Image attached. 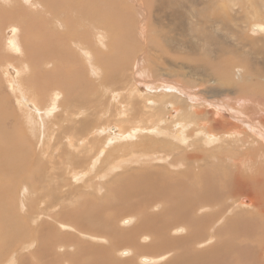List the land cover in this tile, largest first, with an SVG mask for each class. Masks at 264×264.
<instances>
[{"label":"rangeland","instance_id":"rangeland-1","mask_svg":"<svg viewBox=\"0 0 264 264\" xmlns=\"http://www.w3.org/2000/svg\"><path fill=\"white\" fill-rule=\"evenodd\" d=\"M36 1L35 0H0V36L2 35L1 39L4 37L5 34H8L9 31L13 27L23 26L24 29H26V27L28 26L29 23L31 24V22L35 21V29L36 30L34 29L33 32H37V34L35 33L36 38H35V36H33L34 34L32 31H30V33H29L28 32L29 30L26 29L23 32V33L27 32L28 34H25V35H28L29 37L33 36L32 42H35L36 44H39V43L45 44V42H42V41H44V36H47L48 33H50V36L53 39H57V38L61 39V40L62 39H68L69 42L67 41L66 43L69 45V43L72 44L71 40H73L72 39L73 35L74 36L75 35H81V33H82L84 36H86L87 32L94 31L95 30L94 27L97 28V25L100 24V21H101V24L104 21L103 25H98V26H101V28L98 27L97 30H95V32L97 31L98 33L94 34V32H92V34H94V35H91V36H95L96 34H100V32H99L100 30H102L101 32L104 33L103 28H105V32H106L107 36L105 34L104 35L107 37L106 41L108 40L106 43L109 44L110 40L112 38L116 37V40L120 41V43L123 42V44L120 46L119 51L116 50L115 46L113 48L110 46H107L108 44L106 46L101 47V49H103L104 52H98L97 53V51L93 50L94 54L92 55V58L94 57L93 59H95L94 63L97 65L95 67H96L98 72L95 70V67H93V66H90V68H88V67L86 68L84 66V63L82 61H80V59L78 58V52L79 51H77V49H75V48H71L72 46L69 47L66 45V49L70 48L69 51H71V57L73 58V60H72L73 63H72V61H70L68 63H63L61 61V59L58 57L59 59H55V64H53V66H55V67L52 66V68L56 69L55 72H57V69H60L62 67L60 69L62 74L60 72H58V75L61 76V78H62L65 74V79H62V81L58 85L51 86V87L48 86L49 89L46 91L48 94L44 93L43 97H41V93L43 90H40L41 92L38 91L37 98L43 106H44V104L46 105L47 103L50 102L51 98L49 96L51 95V91H53L52 92L53 95H51V97L54 96V94H55V99H56V102L58 103L57 105L59 106V109L55 110L56 113L54 114L53 117L59 116L61 118L60 120H62V123L64 124L63 125L64 128H69V127L75 128V125L77 123H74V121H76V120L81 121L84 119L87 120V123H89V125H90L89 136H91V134H93V136L96 139L95 141H93L91 143L90 142L91 137L88 136V138H89L88 142L90 144L89 146H93V150L90 151V147L85 148L86 146L83 145L82 141H78V143H76V144L78 145V148H81V146L83 145L81 148V149H83V151L89 150L91 152L93 159H94V162L89 161L90 162V163L88 162L89 164L95 163L96 157H99L100 152L98 150L100 148L104 149L105 153H102L100 159L97 158L98 159V165L96 168L90 169L89 166H87L88 164H85V163L81 164V165H74V166L70 167V169H69L70 172L76 171V174L77 173L81 174V172H87L85 174L86 176L79 179V180L75 179L76 177L74 174L69 173V171H67V169H68L67 165L69 164L68 162L70 161L69 156L71 154H76L78 151H77V149L74 151V149L77 148V145H73L71 147L70 143H68V141L65 140L66 138L63 139L61 149L53 144V142H55L54 140H53V142L49 143L50 145L49 144L46 145L48 142V139L44 138L46 141L44 140V143H43L44 145L41 147V149L43 150L46 147L45 151L46 150H51L52 152L54 151L53 152L55 154L54 157L45 156L43 154L41 156L38 155V157H40L38 159L37 155H35V158H32L30 155H27L25 167H27L29 179L23 181V183L20 182V183L12 185V186H15V194H14L13 198H9V201L15 199L14 200L16 203L15 209L17 211L21 210L20 204H23L25 202V200H26L27 205L30 204L29 201L31 199L34 201L33 205L30 206V207H32L31 210L28 209V206H27V211L24 209V214H26L25 218H28V220H29L28 221L29 223L26 227H29L31 229L30 230L28 228L29 233H26V235H29V236L22 237L21 238V244L17 245L20 243V241H18L17 234L14 231V229L11 230L12 234L10 232H7L9 235L7 233L5 235H2V236L0 235V245H1V243L3 244L6 242L7 245L14 246V249H16V248L18 249V250L16 249L17 251H14V252L12 251L13 253L12 252L9 253L12 264H40L41 261L39 259V256H42V258H44V259H45V257L46 258L48 257L45 260L43 259V261L45 262V264H51L52 260H50L51 258L47 255L50 254V252L53 251V249L59 253L63 252L66 249H69V251L71 249H74V248H68L70 243L68 244L67 242H69L68 238L71 236H74L77 238V241L71 243L72 245H74L75 243L80 242L82 240H86L89 242L95 241L94 243L107 245L109 241L115 240V238L117 239L118 236H120L122 233H124L126 231L133 230V226L137 224L136 218H138V217L135 216L133 218L132 216H129L126 214H121V213L109 215L111 217L109 219V225L111 227L109 230V234L107 232L108 235L106 234V235H100L99 236L102 241H96L95 239H92L91 235H88V234L81 236V237L80 236L77 237V235H74V233L79 234V232H77L78 230L75 229V228H77V229L79 228V226L76 223L75 224L73 223L72 225H71V223L68 224L71 226V228H72L71 230L70 229H63L62 230L60 223L61 222L64 223L62 220L66 221L64 218L67 219V217L69 215L68 213L70 211H72L73 207H79L81 209H84L86 207L85 205L88 202V200L95 196V194L94 195L91 194L94 191V190L91 191L94 188V186L96 187L98 184L100 185V183L101 184L103 183V186L106 189V190L104 189L106 194L103 195V196H105L108 193V187H111V185H114L115 181L119 182V183H117V186H119L118 188H120V184L122 186V183L125 185L124 187H126L130 184L132 185V183H133V185H135V184H138L139 182H141L142 180L144 181L145 180L144 177L146 179H148L149 176L147 174H143V173L138 172V170L148 167L145 163H142L143 159H141L139 161L140 163L133 162L134 160L137 159V155H138V153L133 148L135 146L137 147L138 143L142 141L143 136L145 134H147V132H148L147 128L152 127L155 124L156 120H159L162 116L164 117V119L169 118L167 120L168 122L173 117L178 120L179 114H178V112H174V110L176 108L177 109L180 108L183 110L186 108H187V110L191 108V110H188L187 112L184 111V114L186 116L190 117L193 120V122H195V119L198 120L197 122H195V124L193 123L191 126H189L187 128L188 131H190V129H192L193 125L198 126L197 130H200V129L203 130L204 127H202V126H210L211 128L215 129L219 125V123H216V121H214V120H216V118L218 116L228 118V120H231V121L235 122V124L236 123L239 124L241 126V128H244L246 132L243 131V135L245 132V134L248 135V137L250 136L249 137L250 140L248 141V138L246 137L243 140L244 142L243 141H239V142L236 141V144L237 143L238 144L235 146L233 144L231 147H229V149H232L231 151L237 150V152H239L238 158L240 160H242L240 162L244 166V167H242V169H240V174L243 177L251 178V182H253V183L250 186H254L255 185L254 183L257 182L259 179H261L260 180L261 182H259V184H260L259 187H261L262 189L264 188V159H262V157H261L262 155H264L263 154V152H264V144H263L264 143V140H263L264 134L263 135L259 134L261 136V137H259L258 133L255 132V126L253 127V124L251 123V121H257L258 120V114H260L262 111L261 109L264 108V91H263V89L261 91V87L263 86V88H264V81H263L264 79H263V76L260 75V73L259 74L254 73L255 69L253 67H251L253 65H256L257 67H259L260 62H261V65L264 66V60H263L261 54H256L253 51V44H252V40H253L252 38H260V41L257 44L261 48V51L262 50L264 51V41L262 40V38H264L263 37L264 36V34H263L264 33V31H263L264 30V26H263L264 22H261V23H263L262 24L263 28H260L259 30H257L258 32L256 30L254 31V28L252 27L253 25H259L261 27V25L257 24V23L260 21L258 19V17L261 14H263V16H264V0H159V1L158 0H85V1H83V0H77V1H75V0H72V1L71 0H55V6H53V7H47V5H48L47 0H36ZM44 2L45 3L47 2V3L45 4ZM86 2H88V3H86ZM42 3H43L44 7L41 5ZM72 3H73V7H71ZM74 3L79 8L76 7V5H74ZM250 3H252V4H250ZM67 4H68V6L71 5L70 6L71 9L69 11H71V10L73 11V12H70V14L72 15L71 18H69L68 16H64L63 20H61L60 14L58 17L59 20L51 17L54 14H56L55 16H57V11H66L69 13V11H67V9L70 7H67L66 6ZM87 4L89 6H86ZM100 4H102V5L100 6ZM221 4L222 5L226 4L225 5L226 7H223ZM90 5L93 7H91ZM94 7H95V10H94ZM42 8H43V10H42ZM46 9L49 11H46ZM31 10H33V11H31ZM256 10H258V12H259L258 15L253 20H250L249 17H253ZM75 11H76V13H74ZM101 11L103 14L100 13ZM110 11H111V13H110ZM16 12L17 13L20 12L21 14L20 13L17 14ZM112 12H114V13H112ZM9 13H10V15H9ZM4 14H5V16H4ZM33 14H34L35 18L33 17ZM97 14H100V15H97ZM20 15H21V17L19 19L18 17ZM77 16H80V17H77ZM26 18L28 20H26ZM79 18H81L82 20ZM93 18H94V21L96 23L93 22ZM99 18L101 19L100 21L98 20ZM262 19H264V18H262ZM80 21H81V23H80ZM231 21H233V22H231ZM82 22H84V23H82ZM55 23H57L58 25ZM64 23H67V24H64ZM85 23H86V26L84 25ZM232 24H233V26H232ZM79 25H81V26L79 27ZM104 25H106V26L103 27ZM37 26H42V28L47 27V28H45V30L47 29L48 32L46 33L44 31V33H42L43 30L42 29L39 30V28H37ZM10 27H11V29H10ZM5 28H6V32H4ZM136 29H137V31H136ZM7 30H8V32H7ZM75 30H77V31H75ZM40 31H41L42 35L40 34ZM79 31H81V32H79ZM261 31H263V32H261ZM38 34H39V36H38ZM199 34H202V36L204 38H206L208 41H206L203 37H200ZM23 37H24V35H23ZM17 38L21 39V37H17ZM149 38L151 40H153L152 45H150L148 43ZM179 42H180V44H179ZM58 43H60V42H58ZM126 43H128L130 46L126 47V45H125ZM141 44H143V45H141ZM152 46L154 47V50H152L153 49ZM27 49H29V47H27ZM106 51L109 53H111V51H114L110 54V56H116V55L121 53L119 64L113 65V64H110L109 62L106 63L105 62V55H106L105 52ZM64 52H65V50H64ZM65 54H67V53L65 52ZM208 54H209V56H208ZM227 54L229 57L227 56ZM67 55H69V54H67ZM82 56L87 57V55H82ZM110 56H108V59L112 63V57H110ZM239 56H240V58H239ZM101 57H103V58H101ZM13 58L11 60H8V62L3 61L0 64L1 70L4 69L3 74L8 72L7 71L8 66L11 67L14 65L15 66L21 65V63L17 60H16V63H13V62H15L13 60ZM87 58L89 59L90 56L88 55ZM222 58L223 59L225 58V59L222 60ZM238 59L241 60V63H246L243 65V67H244V70L247 74L251 73V70H252V74L246 80L247 84L243 87L244 89L242 88L241 90H238L236 93H233L232 87H231L228 80H226L225 82L222 80H215V82L204 80L207 73H211L213 76H217L220 73L226 71V69L230 68V64H231L230 62H232L231 60L238 61ZM182 60L186 61V63H189L188 64L189 66L198 65L199 67L197 70H194L191 75H188L187 77H185L183 75L184 70L183 71L177 70V69H179V64ZM103 62H104V64H103ZM58 63L61 64L62 66L57 67L56 64H58ZM74 63H75V65H74ZM213 63H215V64H213ZM223 65H225L226 67ZM261 65H260V67L263 70L262 71V73H263L264 69L262 68ZM38 68H39V66L37 65L34 69L38 70ZM98 68H101L100 69L101 71L102 70L103 71L106 70V71L101 72V73H104L101 75ZM250 68H251V70H250ZM91 70H92V72H91ZM160 70L163 72L164 76ZM108 71L110 74L113 75V77L108 73ZM117 71L119 73H117ZM154 71H158L160 73L156 74ZM42 72H44V71H42ZM94 72L96 74H94ZM106 72H107V74H106ZM152 72H153V74H152ZM165 72H167V73H165ZM171 72L173 75L171 74ZM0 73L2 74L1 71H0ZM126 73H129V74L131 73V74L129 77H123V75ZM177 73L179 75H176ZM54 74H56V73H52L51 74L52 76L51 75L50 76L55 77ZM66 74H68V75H66ZM114 74L116 75V77L114 76ZM159 74H162V75H159ZM34 75H36V74H34L32 72L31 76H34ZM103 75H104V77H103ZM68 76H70V78L72 80H76V81H74V83H72V81L69 78H67ZM98 76H99V78H98ZM105 76L107 77L106 80H105ZM117 76H118V78H117ZM149 76H151V77L149 78ZM190 76H192V77H190ZM119 77H121V78H119ZM122 77L126 78V79H131V83L125 82V84H126L125 88L126 89H123L122 87L116 88V86L119 83L120 84L118 86H121V83L123 84L124 81L122 82V80L121 81L119 80V79H123ZM152 77H154V78H152ZM181 77L183 78L184 81L182 80ZM57 78L61 79L60 77H57ZM225 78H227V77L225 76ZM78 79H82V80H78ZM180 79H181V81H180ZM251 79H253V80L251 81ZM83 80H85V81H83ZM88 80H90V81H88ZM113 80H115V81H113ZM102 81H104V82H102ZM116 81L117 82L119 81V83H117ZM206 82H208V83H206ZM154 84H156V85H154ZM59 85L61 86V88ZM145 85H148V86H145ZM77 86H79V87H77ZM136 86L143 89V91L140 92ZM167 86H168V88L166 89ZM255 87H257L258 89ZM30 88L32 90H34V92H37V90H38L37 86L34 83H29V91H30ZM79 88H81V89H79ZM130 88L137 89V91H135L136 94L139 92V95H142V93H143V96L145 97V99H142V98L140 99V96L134 95V96H132L134 99L133 102L130 103L129 102L130 100L127 101L125 99L123 101L124 97H122V96H127L130 92V90H129ZM90 89H91V91H90ZM229 89L231 90V92ZM48 91H50V92H48ZM76 91H78V92H76ZM202 91H204V92H202ZM219 92L223 93V94L220 95V94H218ZM239 92H241L242 94ZM3 93H4L3 91H0V99L4 98V95L1 96V94H3ZM97 93H98V95H97ZM160 94L163 96H161ZM45 95H47V96H45ZM152 95H154V96H152ZM155 95H157L158 97ZM7 96H11V92L9 90L7 92ZM15 96L16 95L13 93V98ZM96 96H98V97H96ZM120 96H121V98H120ZM89 97H90L91 101H90ZM161 97L166 98V102H163ZM172 97L175 99V101H174V99H172ZM70 98L72 101L70 100ZM74 98L82 99L83 104L86 107L85 114H84V116H81L77 111V115L75 114L74 117H77L78 119H74V121H71V120L69 121L65 116L67 115V109H69L68 113L71 111L70 114L73 116V112H75V111H73V109L76 110V108H72L76 104V102L73 101ZM237 98H239V99H237ZM153 99L158 100L156 104H153V102H152ZM97 100H99V101H97ZM101 100L102 101L104 100L103 103ZM244 100H246V101H244ZM242 101H243V103H242ZM247 101H249V102L244 107V104H245L244 102H247ZM69 102H70V104H69ZM176 102H177V104H176ZM236 102H238V103H236ZM17 103H18V101H16V99H15V102H13L14 107H18ZM116 103L120 104L118 107L119 110H115L116 109L115 108ZM143 103L145 105H142ZM185 103L186 104L188 103L191 107L184 106ZM63 104H66V106ZM171 104H172V107H171L172 109L169 108L171 106ZM175 104L177 105V107ZM149 105H151V106H149ZM193 105H195V106H193ZM240 105H241V107H240ZM200 106H201V108H200ZM232 106H234V107H232ZM155 107H156V109H155ZM239 107L242 109H240ZM247 107H249V108H247ZM253 107H256V108H253ZM159 109L161 112H159ZM152 110H153V112H151ZM194 110L201 111L202 114L200 116H197V115H195ZM18 111L19 110H17L16 112L19 113ZM243 111L245 112V114L239 113V112H243ZM153 113H155V114L159 113V115L158 114L152 115ZM214 113H216V114H214ZM262 113H264V110L262 111ZM63 114H64V116H63ZM20 116L24 117L22 113L20 114ZM53 117L50 115V118L46 119V121L49 120L48 122L50 123V121H52ZM16 118L17 117L14 116V117L10 118L9 120H6V119H5V121L3 120L4 128H5V123H7V122L9 123V125L12 126V123L16 122ZM199 119H201V120H199ZM23 120H24V118H22V122H23ZM146 120H147V122H146ZM148 120H149V122H148ZM206 122H207V125H206ZM175 123L176 122L171 123L172 127L175 126L174 129L172 127H170L171 130L176 131V130H182L183 129V127L181 128L180 126H178ZM200 123H201V125H199ZM203 123H205V125ZM209 123H211V124H209ZM28 125H29V123L25 122V125L24 124L22 125V130H19L18 134H20L22 132L20 134V136L24 137V138H26L27 136L30 135L29 137L26 138L27 142L30 143L32 140L35 143H37V140H39V138H43L44 133L42 130L40 131V129H30L28 127ZM36 126L39 127L40 125H36ZM114 126L122 127L124 129L123 131L125 133L131 132V130H133V129H139V131L136 132V137L131 138L130 140L118 141L116 138L111 139V136L107 135L108 133H110V131H108L109 128L114 127ZM16 129L18 130V125H17ZM102 129H104V130H102ZM105 129H106V131H105ZM141 130L144 132H142ZM35 133H37V137H38L37 140L35 138ZM16 134H17V132H16ZM33 134H34V136H33ZM243 135H242V137H243ZM198 138H200V137L198 136ZM181 139H182V142L180 141L176 144L181 145L183 148H188V149H190L192 147L191 146L192 142L189 140L190 139L189 136H188V138H181ZM112 140H113V142H112ZM115 140H117L118 142L117 141L114 142ZM165 141H166V144H167L169 150H172V147L174 148V146H175L174 141H171V140L169 141V139H167ZM108 142H109V144H108ZM135 142H137V145L135 144ZM239 143H241L242 145ZM60 145H61V143H60ZM51 146H52V148H51ZM204 146L205 145H202V147H199V149L202 148L204 150L207 147L216 146V144L211 145V146H205V147ZM56 148H58V149H56ZM130 148L132 149V151H130L131 150ZM257 150H259V151H257ZM261 151H263V152H261ZM61 152H64L66 154H60ZM98 152H99V154H98ZM161 153H163V152H158L155 154L158 155ZM68 154H70V155H68ZM120 155H123L122 157H124V158H122ZM148 155L149 154H146L145 156H148ZM226 155H228V154H225V157H224L225 160H226ZM131 156H133V157H131ZM247 156H249V159L247 158ZM250 156H252L251 162L249 161L251 158ZM166 157H167L166 155L163 156V158H166ZM245 157L248 159V161ZM31 158L34 159V161L31 160ZM47 158L51 159V160L48 161ZM129 158H132V159H129ZM169 158L167 157V159H163L162 161H159V162H158V160H156L155 164H159L161 166H166L167 165L166 161L169 160ZM60 159H62V160H60ZM119 159L124 160L122 162L123 166L121 165L122 164L121 162L117 161ZM38 160H39V163H37ZM207 160H209V161H207ZM211 160L213 162V166H216L215 168L212 167ZM129 161H130V164L128 165L127 163H129ZM256 161H257V163H256ZM43 162H45V163H43ZM50 162H52V163H50ZM125 162H127V163H125ZM220 162H221V159H216V158H214V156L211 155L210 157H207L204 160V162L202 161V165H203V167H206V169L207 168L210 169L212 173H214L215 171L221 172L224 170V167H223L224 165L222 163L219 164ZM249 162L252 165H250ZM229 163H231V162H229ZM229 163H227V165ZM38 164H40V166H42V164H44L45 167H43L44 165L42 167H40ZM218 164H219V166H218ZM260 164L262 166H259ZM114 165H116V167L114 168L115 171H114V169H112L113 171L111 170L109 172L110 166H114ZM204 165H206V166H204ZM30 166H32V167H30ZM47 166H50V167H47ZM119 166L122 168H120ZM144 166H146V167H144ZM251 166L253 167L252 169H251ZM255 166H256L257 170H256ZM40 168H43V170L41 169L42 172H39L40 170L38 171V169H40ZM44 168H45V170L47 168V170L44 171ZM52 168L55 170H52ZM102 168H104V169H102ZM32 169L34 172H32ZM65 170L67 172H64ZM30 171L33 174L34 173L35 174L33 175L32 173H30ZM56 171H57V173H56ZM45 172L47 175L55 174V176L57 178L56 181H60V182H54V180H52L50 182L51 183L50 185H48V184L44 185V182H34L33 183L35 176L41 177L45 174ZM63 172H64V174H62ZM108 172H109V174H106ZM131 172H136V173H133L132 176L129 177L128 175ZM258 172H259L261 177L258 175ZM164 173H166V171H164ZM40 174H42V175H40ZM110 174H112V175H110ZM254 176H255V179H254ZM32 177H33V179H32ZM132 177L134 179H132ZM154 178H156V176H152V181ZM128 179H130V180L132 179V181H131L132 183L129 184L130 180H128ZM200 179L201 178L198 177L194 181L190 180L189 183L192 184L194 182H199ZM126 180L128 182H126ZM61 181H62V183L66 181V184H64V186H62ZM60 183H61V186L59 185ZM41 184H43V185H41ZM24 186H27V188H28L26 194L23 193V187ZM56 186H58V187H56ZM106 186H107V188H106ZM34 187L38 188L36 192H34V190H33ZM65 187H66V189H65ZM56 188L58 190L57 192H56ZM59 188H61V189H59ZM50 190H53V191L51 192ZM250 190H252V189H250ZM69 191H71V192H69ZM116 191L119 192L118 189ZM262 191L264 192V189ZM239 194H237V195H239L238 197L236 195H233L234 201H237V200L239 201V202L237 201L235 204H237V203L240 204V202L242 200L247 201V203H245L247 206L252 204L253 201H252V199L250 200V197H253V196L248 191V189H247V191H243L242 193H239ZM0 199H2V201H3V198L1 196H0ZM100 199H102V197H100ZM100 199H97V200H100ZM249 200H250V202H249L250 204L248 203ZM103 201H104V197H103ZM108 202H110V201L108 200ZM5 203L7 205L10 204L9 202H6V201H5ZM52 204H54L53 207H52ZM49 205H51V207ZM117 206L118 205H116V208H117ZM220 207H221V203H220ZM250 208H248V210ZM156 210L161 211V206L157 207ZM248 212H250V211H248ZM255 212H257V209H255V211L253 213H250L247 215H244V214L239 215L238 213L237 214L236 213L225 214L226 216L224 215L223 217H224V220L226 222L222 218V219H220L221 221L218 222L220 225L217 224V226L215 227L214 230L207 228V230L204 231L205 232V238L203 239L204 241L199 242L201 245L198 246L197 248H199V249L207 248L209 246H212V244L216 243L217 241H219L221 239H225V240L227 239L228 241H230V243L233 240V243H236V242L239 243V248H241V249L243 247H240V246L246 245L248 243L247 245L251 248V250L249 249L250 251L247 254H249L250 257L255 256V258H256L257 254L251 255V253H253V250H255V251L257 250V253L260 250L262 252L264 251V213L261 212L260 214L256 215ZM42 213H44V214H42ZM50 213H53V214L51 215ZM117 214H118V216H117ZM229 214H231V215H229ZM251 214H253V215H251ZM20 215H21V217H23V212H21ZM233 215H236V217H234ZM58 216L60 218L62 217L61 221H60V218H58ZM119 216H121L122 218ZM51 217H53V218H51ZM226 217H227V219H226ZM243 217H244L245 222L242 220ZM126 218L131 219V221L125 222L124 219H126ZM228 218H229V220L230 219L234 220L235 223L233 221H232V223H230L231 220L229 221ZM36 219H37V221L33 222ZM7 220H8L7 221L8 224H6V225L8 227V230L10 231V223H11V221H9L10 215L7 216ZM236 221L238 223H236ZM241 221H243V222H241ZM15 224H16V222H14L11 226L14 228ZM231 224H232V226H231ZM236 224L239 225L240 229L242 227L241 231H240V229H239V231L236 230V228L238 229V225H236ZM228 225H230V228L235 229L238 233L234 230L233 231L235 232V234H234V232L231 233L232 231H231V229L229 231ZM235 225H236V227H235ZM47 226H48V228H47ZM243 226H245L244 230H243ZM246 226H249V229ZM224 227L226 229H224ZM227 227H228V229H227ZM39 228H40V231H39ZM51 228H52V230H51ZM181 228L183 231L180 230ZM19 229L20 228H18V230ZM48 229H49V231H48ZM245 229L247 230L246 233H244ZM54 231H57V232H54ZM190 231H191V223H185V222H175L168 229L170 237L186 236L190 233ZM215 231L219 232L215 236H217V238L219 237L220 239L216 240V237H215V240L213 241V239L211 240V239L207 238L208 234H210L211 232L215 233ZM48 232H50L51 235ZM52 233L54 234V236ZM58 233H64V235L65 236L67 235L66 237H68V238H66L63 234H61V238L63 236H64L63 237L64 239L66 238L65 240L62 239L64 242L66 241V243H61V245L63 246L62 248L53 246V249H52L51 248L52 247L51 245H53L52 241L53 242L55 241V243H57L59 241V238H56V235H58ZM242 233L244 236L242 235ZM47 234H48V236H47ZM70 234H72V235H70ZM138 234L136 236V239L144 238V236H145V237L149 238V241L150 240H152V242L154 241L151 234L143 233V232H140ZM219 234L221 235V237ZM232 234H234V235H232ZM110 235H112V236H110ZM115 235H116V237H115ZM9 236L12 239L9 238ZM50 236H52V238H50ZM15 238L18 241V243H16V244L13 243V242H17ZM49 238H50V240H48ZM94 238H96V237L94 236ZM13 239H15V240H13ZM44 239L46 241H44ZM96 239H98V238H96ZM32 241H34V244ZM149 241L147 240L146 243H148ZM233 243H231V244H233ZM242 243H246V244H242ZM260 243H262V244H260ZM41 244H43V246H46L48 248L50 247L49 249L51 251L50 250H48V251L44 250V252L46 254H44V252L42 251L45 256L42 255L41 250H43L44 247ZM65 244H67V245L65 246ZM254 244L258 245V246L256 247V246H254ZM39 245H40V247L41 246L42 247L39 248ZM118 245H120V244H118ZM26 246H29V247L26 248ZM236 246L237 245H235V247ZM260 246L262 247L261 249H260ZM191 247L194 248L195 246L192 245ZM233 247H234V245H233ZM38 248L40 249L39 252H37ZM124 248H126V249H124ZM75 250L76 249L71 250V251H75ZM122 250H129V252L122 253ZM175 250L176 249H169V251L165 252L164 254H161V255H164V257L162 258V257L157 256V255H151L153 253H146V252L137 253V251H135V249L131 245H127V246L121 245L119 247V249L114 251L113 259L112 260H106V261H107V264H113V263L114 264H123L122 258L128 259L130 257L129 258L130 264H151V263L153 264L154 262H155L154 264H163V263H166L170 258H172L176 254ZM15 252H17V255ZM247 252H248V250H247ZM14 253H15V255H14ZM53 254L55 255V253H53ZM154 254H156V253H154ZM140 255L142 257L150 255L149 257L151 258V260L147 261V262L139 260L141 257ZM249 255H248V257H249ZM15 256H17V257H15ZM248 257L245 260L248 261V259H249V262L251 264H253L255 258L251 259L250 257L249 258ZM261 257L262 258H260V259H261V261H263L264 260L263 259L264 253H261ZM135 258H136V260H135ZM208 258L214 259L213 257L212 258L206 257V259H208ZM90 259L91 258L89 257L85 261L87 262ZM8 260H9V256H8ZM164 260H166V261H164ZM48 261H50V262H48ZM250 263H247V264H250ZM79 264H81V263H79ZM198 264H217V261L208 262L206 260H203V262H199Z\"/></svg>","mask_w":264,"mask_h":264},{"label":"bare ground","instance_id":"bare-ground-1","mask_svg":"<svg viewBox=\"0 0 264 264\" xmlns=\"http://www.w3.org/2000/svg\"><path fill=\"white\" fill-rule=\"evenodd\" d=\"M36 1V0H35ZM48 1V5L47 7H53L55 6V0H47ZM72 1V0H71ZM70 1V2H71ZM77 1V0H75ZM85 1V0H83ZM159 1V0H158ZM37 2V1H36ZM93 2V1H92ZM91 2V3H92ZM228 2V1H227ZM252 2V1H251ZM45 3V2H44ZM47 3V2H46ZM45 3V4H46ZM78 3V2H77ZM88 3V2H86ZM90 3V2H89ZM80 4V3H79ZM84 4V3H83ZM93 4V3H92ZM249 4V3H248ZM252 4V3H250ZM25 5V4H24ZM43 6V3L41 4ZM74 5H76L74 3ZM102 4H100L101 6ZM128 5V4H127ZM222 5V4H221ZM226 4H223V7ZM228 5V4H227ZM46 6V5H45ZM67 7L68 4L66 5ZM80 6V5H79ZM86 6H89L88 4ZM91 6V5H90ZM248 6V5H247ZM44 7V6H43ZM73 7V3L72 6ZM70 8L67 9V11H69ZM76 7H78L76 5ZM81 7V6H80ZM93 7V6H91ZM99 7V6H98ZM79 8V7H78ZM146 8V7H145ZM178 8V7H177ZM61 9V8H60ZM89 9V8H88ZM103 9V8H102ZM18 10V9H17ZM20 10V9H19ZM43 10V8H42ZM52 10V9H51ZM93 10V9H92ZM95 10V7H94ZM113 10V9H112ZM206 10V9H205ZM223 10V9H222ZM7 11V10H6ZM12 11V10H11ZM14 11V10H13ZM23 11V10H22ZM33 11V10H31ZM46 11H49L46 9ZM170 11V10H169ZM260 11V10H259ZM54 12V11H53ZM70 12H73L72 10L68 12L66 11H57V16H55L56 14H54L53 17L54 19H58L59 14H60V19L63 20L64 16H68L69 18L72 17V15L70 14ZM83 12V11H82ZM90 12V11H89ZM119 12V11H118ZM121 12V11H120ZM17 13V12H16ZM20 13V12H19ZM17 13V14H19ZM52 13V12H51ZM76 13V11L74 12ZM84 13V12H83ZM102 13V11L100 12ZM111 13V11H110ZM114 13V12H112ZM190 13V12H189ZM258 10L255 11L254 16L253 17H249L250 20H253L257 15H258ZM21 14V13H20ZM23 14V13H22ZM93 14V13H92ZM103 14V13H102ZM121 14V13H120ZM224 14V13H223ZM261 14V13H260ZM10 15V13H9ZM100 15V14H97ZM112 15V14H111ZM217 15V14H216ZM220 15V14H219ZM5 16V14H4ZM115 16V15H114ZM21 15L18 17L20 19ZM24 17V16H23ZM30 17V16H29ZM33 17L35 18L34 14ZM43 17V16H42ZM80 17V16H77ZM76 17V18H77ZM87 17V16H86ZM113 17V16H112ZM32 18V17H31ZM47 18V17H46ZM74 18V17H73ZM155 18V17H154ZM264 18L263 14H261L258 19L260 20L257 24H260L261 27L259 25H253L252 27L254 28V31L259 30L260 28H263L261 22H264ZM16 19V18H15ZM22 19V18H21ZM33 19V18H32ZM81 19V18H79ZM78 19V20H79ZM131 19V18H130ZM215 19V18H214ZM227 19V18H226ZM23 20V19H22ZM21 20V21H22ZM26 20H28L26 18ZM34 20V19H33ZM52 20V19H51ZM59 20V19H58ZM82 20V19H81ZM99 21L101 20L100 18L98 19ZM104 20V19H103ZM121 20V19H120ZM221 20V19H220ZM2 21V20H1ZM32 21V20H31ZM152 21V20H151ZM24 22V21H23ZM49 22V21H48ZM47 22V23H48ZM53 22V21H52ZM91 22V21H90ZM93 22L94 18H93ZM104 22V21H103ZM103 22L101 24L98 25H103ZM207 22V21H206ZM229 22V21H228ZM233 22V21H231ZM62 23V22H61ZM81 23V21H80ZM84 23V22H82ZM96 23V22H95ZM133 23V22H132ZM57 24V23H55ZM67 24V23H64ZM93 24V23H92ZM58 25V24H57ZM60 25V24H59ZM86 26V23L84 24ZM90 25V24H89ZM88 25V26H89ZM95 25V24H94ZM93 25V26H94ZM97 25V24H96ZM97 28H101V26H98ZM148 25V24H147ZM245 25V24H244ZM11 26V25H10ZM31 26V27H30ZM64 26V25H63ZM81 25H79L80 27ZM106 25H104L103 27H105ZM127 26V25H126ZM233 26V24H232ZM78 27V28H79ZM90 27V26H89ZM102 27V28H103ZM166 27V26H165ZM196 27V26H195ZM2 28V27H1ZM37 28L42 29L44 33V31L47 33V29L45 30L44 27L42 28V26H37ZM61 28V27H60ZM76 28V27H75ZM88 28V27H87ZM97 28L94 27L95 30H97ZM11 29V27H10ZM9 29V30H10ZM27 30H29L28 32L30 33V31L33 32V30L35 29V21L31 22V24L29 23L28 26L26 27ZM26 29H24L23 26H16L13 27L8 34H5L4 37L1 39L0 36V64L3 61H7L11 60L13 57V60L16 63V60L19 61L21 63L20 66H11V67H7V71L6 73L3 74L4 69L0 71L2 72V74L0 73V91H3L4 93L1 94L4 95L3 99H0V196L3 198L0 199V235H5L7 232L11 233V230L14 229V231L17 234V239L18 241H20L19 244H21V238L22 237H27L29 235H26V233H29V227H26L28 225V218H25L24 214V209L27 211V206L28 209L31 210L33 205V200L31 199L29 201L30 204H26V200L23 204L21 205V210L17 211L15 209V199L9 201V198H13L14 194H15V186H12L13 184H17V183H23V181L28 180V172H27V167L26 166V158L27 155H30L32 158H35V155L41 156V155H45V156H50V157H54L55 154L51 151V150H46L45 149H41V147L44 145V138L48 139V142L46 145H48L50 142H53V140L55 142H53V144L57 147H59L60 149L62 148V142L63 139L66 138L65 140L68 141V143H70L71 147L73 145H77L76 143H78V141H82L83 145L86 146L85 148H89L90 147V151L93 150V146H89V142H88V136H89V130H90V125L89 123H87V120H76L74 121V119H78L77 117H74V115H77V111L81 116H84L85 114V105L83 104L82 99H76L74 98L73 101L76 102V104L72 107V108H76L73 109V116L70 114L71 111L68 113L69 109H67V115L65 116L69 121H74V123H77L74 127H69V128H64L63 127V123L62 120H60L61 118L58 117H53L54 114L56 113L55 110L59 109V106L57 105L58 103L56 102L55 99V94L54 96L51 97V95H53V91H51V95L49 96L51 98L50 102L47 103L46 105L44 104V106L39 102L37 96H38V91L43 90L41 93V97H43L44 93L48 94L46 91L49 89L48 86H55L60 84V82L62 81V79H65V74L64 76L61 78V76L58 75V72H60L62 74V72L60 71V69L62 68L61 64H56L57 67H61L60 69H57V72H55V68H52L53 64H55V59H61V61L63 63H68L70 61L73 60V58L71 57V51L70 48L66 49V45L71 47V48H75L77 49L78 52V58L80 59V61H82L84 63V66L87 68H90V66H97L94 63V60L92 58V55L94 54V51L98 52H104L103 49H101V47L106 46L108 43H106V39H107V35L105 32V28H103L104 33L101 32L102 30H100V34H96L95 36H91L94 35L95 33H98L97 31L94 32V34H92L91 31L87 32V35L84 36L82 33L81 35H73L72 39V44L69 43V45L66 43L68 41V39H53L50 36V33H48L47 36H44V43H39L36 44L35 42H32V38L33 36H35L37 34V32H33V36L29 37L27 32L23 33ZM53 29V28H52ZM62 29V28H61ZM77 29V28H76ZM138 29V28H137ZM136 29V31H137ZM148 29V28H147ZM36 30V29H35ZM38 30V29H37ZM79 30V29H78ZM99 30V29H98ZM133 30V29H132ZM77 31V30H75ZM74 31V32H75ZM148 31V30H147ZM264 31V30H263ZM261 31V32H263ZM4 32H6V28L4 30ZM8 32V30H7ZM54 32V31H53ZM66 32V31H65ZM81 32V31H79ZM78 32V33H79ZM84 32V31H83ZM204 32V31H203ZM258 32V31H257ZM36 33V34H35ZM55 33V32H54ZM140 33V32H139ZM200 33V32H199ZM41 34V31H40ZM77 34V33H76ZM103 34V35H102ZM106 36H105V35ZM264 34V33H263ZM24 35V37H23ZM42 35V34H41ZM148 35V34H147ZM157 35V34H156ZM39 36V34H38ZM37 36V37H38ZM123 36V35H122ZM195 36V35H194ZM200 37H203L202 34H199ZM17 37H21V39H18ZM57 37V36H56ZM143 37V36H142ZM257 37V36H256ZM264 37V36H263ZM36 38V36H35ZM204 38V37H203ZM113 39V40H112ZM110 40V43L107 46L110 47H116V50L119 51L120 46L123 44L120 43V41L116 40V37L112 38ZM120 39V38H119ZM206 41H208L206 38H204ZM252 44H253V51L256 54H261L263 60H264V51H261V48L258 46V42L260 41V38H252ZM38 40V39H37ZM122 40V39H121ZM146 40V39H145ZM149 38L148 39V43L150 45L153 44V40H151ZM262 40L264 41V38H262ZM70 41V42H71ZM60 42V43H58ZM69 42V41H68ZM181 42V41H180ZM179 42V44H180ZM143 43V42H142ZM182 43V42H181ZM2 44V45H1ZM148 44V45H149ZM155 44V43H154ZM126 47H129L130 45L128 43L125 44ZM143 45V44H141ZM176 45V44H175ZM178 46V45H177ZM27 47H29V49H27ZM153 47V46H152ZM185 47V46H184ZM123 48V47H122ZM169 48V47H168ZM124 49V48H123ZM140 49V48H139ZM150 49V48H149ZM67 54H65V52ZM154 50V47L153 49ZM151 50V51H152ZM157 50V49H156ZM210 50V49H209ZM212 50V49H211ZM222 50V49H221ZM227 50V49H226ZM213 51V50H212ZM114 51H111V53ZM116 52V51H115ZM146 52V51H145ZM149 52V51H148ZM222 52V51H221ZM239 52V51H238ZM105 62H109L110 64L113 65H117L119 64L120 61V54L116 55V56H110L111 53L109 52H105ZM130 53V52H129ZM208 53V52H207ZM96 54V53H95ZM225 54V53H224ZM82 55H88L90 56V58L88 59L86 56H82ZM214 55V54H213ZM223 55V54H222ZM234 55V54H233ZM242 55V54H241ZM108 56L112 57V63L111 61H109ZM181 56V55H180ZM209 56V54H208ZM219 56V55H218ZM226 56V55H225ZM228 56V54H227ZM59 57V58H58ZM98 57V56H97ZM128 57V56H127ZM229 57V56H228ZM103 58V57H101ZM185 58V57H184ZM206 58V57H205ZM214 58V57H213ZM227 58V57H226ZM231 58V57H230ZM240 58V56H239ZM87 59V60H86ZM139 59V58H138ZM225 59V58H224ZM222 58V60H224ZM237 59V58H236ZM103 60V59H102ZM128 60V59H127ZM133 60V59H132ZM229 60V59H228ZM227 60V61H228ZM262 60V61H263ZM141 61V60H140ZM209 61V60H208ZM230 62V68L226 69V71L220 73L217 76H213L211 73H207L204 80L206 81H214L215 80H222V81H226L228 80L233 93H236L238 90H241L247 83L246 80L247 78H249V76L252 74V70L251 73L247 74L244 70L243 65L246 63H241V60L238 59V61H233ZM115 62V63H114ZM73 63V61H72ZM197 63V62H196ZM227 63V62H226ZM104 64V62H103ZM189 63H186V61L182 60L179 64V69L177 70H181L183 71V75L185 77H187L188 75H191L192 72L194 70L198 69V65L195 66H189ZM211 64V63H210ZM215 64V63H213ZM39 66L38 70L36 71L34 68L36 66ZM75 65V63H74ZM201 65V64H200ZM208 65V64H207ZM228 65V64H227ZM261 62L259 63V67H257L256 65H253L251 67H253L254 73L259 74L261 76H263L264 79V72L262 73V69L260 67ZM108 66V65H107ZM110 66V65H109ZM204 66V65H203ZM217 66V65H216ZM215 66V67H216ZM225 66V65H223ZM262 68L264 69V66L261 65ZM55 67V66H53ZM67 67V66H66ZM92 67V68H93ZM202 67V66H201ZM210 67V66H209ZM218 67V66H217ZM226 67V66H225ZM71 68V67H70ZM91 68V69H92ZM204 68V67H203ZM100 73L101 72H105L106 70H100L101 68H98ZM113 69V68H112ZM214 69V68H213ZM219 69V68H218ZM88 70V69H87ZM95 70L97 71L96 67ZM114 70V69H113ZM159 70V69H158ZM168 70V69H167ZM176 70V71H177ZM44 71V72H42ZM63 71V70H62ZM79 71V70H78ZM161 71V70H160ZM34 73L36 75L31 76V73ZM64 72V71H63ZM90 72V71H89ZM92 72V70H91ZM98 72V71H97ZM114 72V71H113ZM156 74L160 73L158 71H154ZM162 72V71H161ZM202 72V71H201ZM200 72V73H201ZM208 72V71H207ZM214 72V71H213ZM52 73H56L54 74L55 77H51ZM73 73V72H72ZM80 73V72H79ZM109 73V71H108ZM116 73V72H115ZM117 73H119L117 71ZM154 73V74H155ZM167 73V72H165ZM169 73V72H168ZM179 73V72H178ZM176 75H179V74ZM253 73V74H254ZM90 74V73H89ZM94 74H96L94 72ZM104 73H101V75ZM107 74V72H106ZM105 74V75H106ZM110 74V73H109ZM131 74V73H130ZM129 73H126L123 75V77H129L130 76ZM153 74V72H152ZM155 74V75H156ZM163 74V72H162ZM159 74V75H162ZM172 74V72H171ZM51 75V76H50ZM68 75V74H66ZM78 75V74H77ZM88 75V74H87ZM112 77L113 75L110 74ZM150 75V74H149ZM166 75V74H165ZM170 75V74H169ZM173 75V74H172ZM114 76L116 77V75L114 74ZM120 76V75H119ZM157 76V75H156ZM164 76V74H163ZM162 76V77H163ZM225 76L227 78H225ZM57 77H60L61 79H58ZM80 77V76H79ZM85 77V76H84ZM97 77V76H96ZM104 77V75H103ZM110 77V76H109ZM122 77V78H123ZM151 76H149L150 78ZM160 77V76H159ZM167 77V76H166ZM169 77V76H168ZM180 77V76H179ZM192 77V76H190ZM67 78H69L72 83H74V81L76 80H72L70 78V76H68ZM76 78V77H75ZM99 78V76H98ZM106 76H105V80H106ZM118 78V76H117ZM121 78V77H119ZM154 78V77H152ZM151 78V79H152ZM182 78V77H181ZM84 79V78H83ZM92 79V78H91ZM95 79V78H94ZM93 79V80H94ZM113 79V78H112ZM111 79V80H112ZM159 79V78H158ZM78 80H82V79H78ZM104 80V81H105ZM118 80V79H117ZM120 81L122 80L123 84L121 83V86H118L120 83L119 81L117 83H119L116 88L122 87L123 89H126L125 86V82L126 83H131V79H119ZM154 80V79H153ZM183 80V78H182ZM193 80V79H192ZM253 79H251L252 81ZM85 81V80H83ZM90 81V80H88ZM87 81V82H88ZM102 81V82H104ZM115 81V80H113ZM160 81V80H159ZM181 81V79H180ZM184 81V80H183ZM259 81V80H258ZM264 81V80H263ZM179 82V81H178ZM257 82V81H256ZM260 82V81H259ZM29 83H34L38 90L37 92H34V90H32L30 88L29 91ZM185 83V82H184ZM202 83V82H201ZM208 83V82H206ZM228 83V82H227ZM261 83V82H260ZM259 83V84H260ZM88 84V83H87ZM145 84V83H144ZM167 84V83H166ZM165 84V85H166ZM186 84V83H185ZM191 84V83H190ZM194 84V83H193ZM223 84V83H222ZM225 84V83H224ZM258 84V83H257ZM64 85V84H63ZM156 85V84H154ZM158 85V84H157ZM164 85V86H165ZM189 85V84H188ZM204 85V84H203ZM249 85V84H248ZM252 85V84H251ZM60 86V85H59ZM142 86V85H141ZM148 86V85H145ZM79 87V86H77ZM76 87V88H77ZM138 88V90L140 92L143 91V89L139 88L138 86H136ZM143 87V86H142ZM170 87V86H169ZM61 88V86H60ZM82 88V87H81ZM79 88V89H81ZM128 88V87H127ZM151 88V87H150ZM165 88V87H164ZM163 88V89H164ZM168 88V86L166 87V89ZM257 88V87H255ZM86 89V88H85ZM149 89V88H148ZM155 89V88H154ZM160 89V88H159ZM158 89V90H159ZM244 89V88H243ZM258 89V88H257ZM264 91L263 86L261 87V91ZM8 90L11 92V96H7V92ZM130 92L127 96H122L123 101L125 100H130L129 102H133L134 99L132 96L137 95L140 96V99H145V97L142 95H139V92L136 94L135 91H137V89L135 88H130L129 89ZM169 90V89H168ZM209 90V89H208ZM230 90V89H229ZM91 91V89H90ZM89 91V92H90ZM171 91V90H170ZM173 91V90H172ZM41 92V91H40ZM50 92V91H48ZM78 92V91H76ZM94 92V91H93ZM159 92V91H158ZM163 92V91H162ZM204 92V91H202ZM231 92V90H230ZM243 92V91H242ZM13 93L16 95L14 98L16 99V101H18V107H14L13 102H15V99L13 98ZM87 93V92H86ZM161 93V92H160ZM173 93V92H172ZM241 93V92H239ZM59 94V93H58ZM62 94V93H61ZM88 94V93H87ZM156 94V93H155ZM158 94V93H157ZM186 94V93H185ZM195 94V93H194ZM205 94V93H204ZM218 94H223V93H218ZM242 94V93H241ZM98 95V93H97ZM105 95V94H104ZM161 95V94H160ZM176 95V94H175ZM196 95V94H195ZM237 95V94H236ZM47 96V95H45ZM77 96V95H76ZM120 96V98H121ZM154 96V95H152ZM157 96V95H155ZM163 96V95H161ZM165 96V95H164ZM170 96V95H169ZM98 97V96H96ZM103 97V96H102ZM115 97V96H114ZM158 97V96H157ZM176 97V96H175ZM178 97V96H177ZM198 97V96H197ZM241 97V96H240ZM239 97V98H240ZM45 98V97H44ZM68 98V97H67ZM183 98V97H182ZM199 98V97H198ZM237 98V99H239ZM246 98V97H245ZM41 99V98H40ZM69 99V98H68ZM90 99V97H89ZM95 99V98H94ZM102 99V98H101ZM163 102H166V98H162ZM172 99H174L172 97ZM188 99V98H187ZM262 99V98H261ZM14 100V101H13ZM71 100V98H70ZM105 100V99H104ZM103 100V101H104ZM108 100V99H107ZM121 100V99H120ZM169 100V99H168ZM241 100V99H240ZM48 101V100H47ZM72 101V100H71ZM89 101V100H88ZM91 101V99H90ZM99 101V100H97ZM102 101V100H101ZM102 101V103H103ZM106 101V100H105ZM147 101V100H146ZM157 99H153V104L157 103ZM161 101V102H162ZM172 101V100H171ZM175 101V99H174ZM189 101V100H188ZM196 101V100H195ZM246 101V100H244ZM258 101V100H257ZM117 102V101H116ZM119 102V101H118ZM139 102V101H138ZM144 102V101H143ZM186 102V101H185ZM234 102V101H233ZM249 101L244 102V107L247 105ZM65 103V102H64ZM86 103V102H85ZM92 103V102H91ZM98 103V102H97ZM110 103V102H109ZM137 103V102H136ZM168 103V102H167ZM198 103V102H197ZM238 103V102H236ZM235 103V104H236ZM243 103V101H242ZM251 103V102H250ZM70 104V102H69ZM133 104V103H132ZM131 104V105H132ZM150 104V103H149ZM177 104V102H176ZM175 104V105H176ZM214 104V103H213ZM66 106V104H63ZM119 103H116L115 106V110H119ZM135 105V104H134ZM142 105H145L144 103ZM249 105V104H248ZM252 105V104H251ZM256 105V104H255ZM254 105V106H255ZM137 106V105H136ZM151 106V105H149ZM158 106V105H157ZM160 106V105H159ZM164 106V105H163ZM184 106H189L191 107L188 103L184 104ZM195 106V105H193ZM218 106V105H217ZM143 107V106H142ZM172 107V104L169 108ZM175 107V106H174ZM177 107V105H176ZM234 107V106H232ZM241 107V105H240ZM239 107V108H240ZM65 108V107H64ZM118 108V109H117ZM152 108V107H151ZM161 108V107H160ZM199 108V107H198ZM201 108V106H200ZM236 108V107H235ZM249 108V107H247ZM246 108V109H247ZM256 108V107H253ZM136 109V108H135ZM150 109V108H149ZM156 109V107H155ZM158 109V108H157ZM172 109V108H171ZM194 109V108H193ZM242 109V108H240ZM19 110L17 113L16 111ZM21 110V111H20ZM129 110V109H128ZM137 110V109H136ZM154 110V109H153ZM153 110L151 112H153ZM188 110H191L188 109ZM187 108L186 109H175L174 112H178L179 114V118L178 120L175 119L174 117L168 122L167 120L169 119H164V117L162 116L159 120H156L155 124L150 127L147 128L148 132L147 134H145L143 136V139L141 142L138 143V146L134 147L133 149L138 153L137 155V159L134 160L133 162H137L140 163L139 161L141 159L142 163H145L148 167L143 168L138 170V172L143 173V174H147L149 177L148 179H146L144 177V181L142 180L141 182H139L138 180V184L133 185V183L131 182L132 179H134L132 177V179H128L129 184L132 183V185H128L126 187H124L125 185L122 183V186L120 184V188H118L119 186H117V183L115 181L114 185H111V187H108V193L107 195L103 196L104 194H106L105 192V187L103 186V183L98 186H94V188L91 190L93 191L91 194L95 196L92 197L91 199L88 200V204L86 203V207L84 209H81L79 207H73L72 211H70L68 214L67 219L64 218L66 221L62 220L64 223H60L62 230L63 229H72L70 225H68L69 223H71V225L74 223H76L79 228H75L76 230H78L77 232H79V234H75L78 236H84V235H91L92 239H95L96 241H102L101 238L99 237L100 235H106L107 232L109 234V230H110V225H109V219L111 218L109 215L110 214H116V213H121V214H126L129 216H132L133 218L135 216H137V224L133 226V230L131 231H126L124 233H122L120 236H118V238L115 240H111L108 242L107 245H103V244H99V243H94V242H89L86 240H82L80 242L75 243L74 245H72L71 243L77 241V238L74 236L71 237H66L64 235V233H58V235H56V238H59V241L57 243H55V241L53 243V245H51L52 249L53 246L56 247H60L62 248L63 246L61 245V243H66V241L64 242L62 239H64L63 237L65 236L66 238H68L69 242H67L69 244L68 248H74L76 249L75 251H71L74 249H71L69 251V249L64 250L63 252L59 253L56 250L53 249V251H51L48 247L43 246V244H41L44 248L43 250H41V252L44 250L48 251L50 250V254H48L47 256H49L51 261V264H107L106 260H112L114 257V251H116L117 249H119V247L122 246H127V245H131L133 246V248L135 249V251H137V253H141V252H146V253H153L151 255H157L160 257H164L165 252L169 251V249H176V254L170 258L166 263L163 264H198L199 262H203V260H206L208 262H215L217 261V264H247L250 263L249 259L248 261L245 260L247 259L248 255L247 253H249V251L251 250V248L246 244V243H242V244H246V245H242L240 247H243L242 249L239 248V243H233V240L231 243L230 241H228L227 239H221L219 241H215L216 243L212 244V246H209L207 248L204 249H199L197 248L198 246H200L201 244L199 242L204 241L203 239L205 238V230H207V228L214 230L215 227L217 226V224H219L218 222L221 221L220 219L223 218L224 220V215L231 213H238L240 214H250L253 213L255 211V209H257V212H255V214H260L261 212L264 213V192L262 191L263 189L261 187H259V182H261L259 179L257 182H255L254 186H250L253 182H251V178L248 177H243L240 174V169H242V167H244L242 165V163L238 157L239 152H237V150L235 151H231L232 149H229V147H231L233 144L234 146L237 145L236 141H243L244 138H248V141L250 140V136L248 137V135L245 134V129L241 128V126L239 124H235V122L228 120V118H224L222 116H218L216 118V123H219V125L213 129L210 126H202L204 127V129H198L197 125H193L192 129H190V131L187 130V128L189 126H191L193 123L195 124V122H197L198 120L195 119V122H193V120L186 116L184 114V111H188ZM201 110V109H200ZM248 110V109H247ZM246 110V111H247ZM262 111L264 110L261 109ZM91 111V110H90ZM98 111V110H97ZM195 111V115L200 116L202 114V110L198 111V110H194ZM197 111V112H196ZM237 111V110H236ZM249 111V110H248ZM258 114V120L257 121H251V123L253 124V127L255 126V132L258 133V136L261 137L259 134H264V113ZM117 112V111H116ZM133 112V111H132ZM146 112V111H145ZM144 112V113H145ZM159 112L160 109H159ZM23 114L24 117H21L20 114ZM149 113V112H148ZM147 113V114H148ZM190 113V112H189ZM209 113V112H208ZM219 113V112H218ZM232 113V112H231ZM239 113H243L245 114V112H239ZM155 113H153L152 115H154ZM159 115V113H156ZM155 114V115H156ZM177 114V113H176ZM177 114V115H178ZM213 114V113H212ZM216 114V113H214ZM50 115L53 117L52 121H50V123L48 121H46V119L50 118ZM167 115V114H166ZM16 116V122L12 123V126L9 125V123H5V128L3 126V120H9L10 118ZM64 116V114H63ZM175 116V115H174ZM204 116V115H203ZM208 116V115H207ZM241 116V115H240ZM64 117V118H65ZM209 117V116H208ZM243 117V116H242ZM22 118H24L23 122H22ZM116 118V117H115ZM63 119V118H62ZM119 119V118H118ZM149 119V118H148ZM201 120V119H199ZM256 120V119H255ZM21 121V122H20ZM203 121V120H202ZM26 123H29L28 127L30 129H40V131L42 130L44 133L43 138H39V140H37V133H35V138L37 140V143H35L34 141L31 140V142H27L26 138L29 137L26 134V138L21 137L20 134H18L19 130H22V125H25ZM147 122V120H146ZM149 122V120H148ZM151 122V121H150ZM173 122H176L175 124H177L178 126H180L181 128L183 127L182 130H171L170 127H172ZM201 122V121H200ZM211 122V121H210ZM65 123V122H64ZM213 123V122H212ZM259 123V124H258ZM153 124V123H152ZM151 124V125H152ZM205 125V123H203ZM211 124V123H209ZM18 125V130L16 129ZM36 125H40L39 127H37ZM201 125V123L199 124ZM207 125V122H206ZM72 126V125H71ZM25 128V127H24ZM141 128V127H140ZM173 129L175 128L172 127ZM177 128V127H176ZM27 129V128H26ZM29 129V130H30ZM122 129V130H121ZM247 129V128H246ZM28 130V129H27ZM104 130V129H102ZM124 129L122 127H118V126H114L109 128L108 131H110V133H108V136H111V139L116 138L118 141H127L130 140L131 138L136 137V132L139 131V129H133L131 130V132L125 133L123 131ZM197 130V131H196ZM106 131V129H105ZM126 131V130H125ZM142 131V130H141ZM243 131L244 135H243ZM17 132V134H16ZM31 132V131H30ZM144 132V131H142ZM42 133V134H43ZM101 133V132H100ZM189 136V140L192 142V147L190 149L188 148H183L181 145H178L176 143L178 142H182L181 138H188ZM243 135V137H242ZM34 136V134H33ZM187 136V137H186ZM198 136L200 138H198ZM78 137V138H77ZM90 142L92 143L93 141H95V137L93 136V134H91ZM100 137V136H99ZM76 138V139H75ZM102 138V137H101ZM253 138V137H252ZM75 139V140H74ZM136 139V138H135ZM169 139V141H174V148L172 147V150H169L166 141ZM257 139V138H256ZM255 139V140H256ZM29 140V139H28ZM35 140V139H34ZM110 140V139H109ZM117 140H115L114 142H116ZM188 140V141H189ZM253 140V139H252ZM264 140V139H263ZM46 141V140H45ZM117 141V142H118ZM199 141V142H198ZM257 141V140H256ZM113 142V140H112ZM244 142V141H243ZM61 143V145H60ZM249 143V142H248ZM247 143V144H248ZM67 144V143H66ZM109 144V142H108ZM135 144L137 145V142H135ZM216 144V146L213 147H207L206 149H199V147H202V145L205 146H211ZM241 144V143H239ZM264 144V143H263ZM50 145V144H49ZM82 145V146H83ZM104 145V144H103ZM111 145V144H110ZM122 145V144H121ZM134 145V144H133ZM242 145V144H241ZM81 146V148H82ZM112 146V145H111ZM127 146V145H126ZM204 146V147H205ZM123 147V146H122ZM125 147V146H124ZM185 147V146H184ZM242 147V146H241ZM240 147V148H241ZM48 148V147H47ZM52 148V146H51ZM78 148H73L74 151L77 149V153L76 154H68L70 155V161L68 162L69 164L67 165L68 169L67 171H69V173H72L75 175V179L79 180L83 177H85L87 172H81L76 174V171L74 172H70V167L74 166V165H81V164H88L87 166H89L90 169L92 168H96L98 165V159H100L102 153H105V150L100 148L98 151L99 157H96L95 159V163L93 164H89V161L94 162L93 156L91 154V152L89 150L83 151V149ZM228 148V149H227ZM58 149V148H56ZM70 149V148H69ZM131 149V148H130ZM242 149V148H241ZM258 149V148H257ZM72 150V149H71ZM243 150V149H242ZM39 151V152H38ZM132 151V149L130 150ZM259 151V150H257ZM87 152V153H86ZM158 152H163L161 154H155ZM209 152V153H208ZM211 152V153H210ZM230 152V153H229ZM235 152V153H234ZM249 152V151H248ZM263 152V151H261ZM73 153V152H72ZM123 153V152H122ZM140 153V154H139ZM60 154H66L64 152H61ZM135 154V153H134ZM133 154V155H134ZM146 154H149L148 156H145ZM225 154L226 155V160H225ZM264 154V152H263ZM127 155V154H126ZM166 155L169 160L166 161L167 165L166 166H161L159 164H155V161L158 160L162 161L163 159H167L163 158V156ZM214 156V158L216 159H221V162L219 164H223L224 166V170L223 171H215L214 173L211 172L210 169H206V167H203L202 165V161L204 162V160L207 157L210 156ZM247 155V154H246ZM249 155V154H248ZM252 155V154H251ZM44 156V157H45ZM65 156V155H64ZM96 156V155H95ZM121 157L123 155H120ZM264 155H262V159H264L263 157ZM49 157V158H50ZM126 157V156H125ZM133 157V156H131ZM228 157V158H227ZM244 157V156H243ZM242 157V158H243ZM250 162L252 161V156H250ZM34 161V159H32ZM40 157H38L39 159ZM57 158V157H56ZM63 158V157H62ZM124 158V157H122ZM241 158V157H240ZM246 158V157H245ZM247 158L249 159V156H247ZM246 158V159H247ZM254 158V157H253ZM258 158V157H257ZM48 159V158H47ZM64 159V158H63ZM121 159V158H120ZM117 160L119 162H123L124 160ZM132 159V158H129ZM247 159V161H248ZM29 160V159H28ZM30 160V161H31ZM51 159H48V161H50ZM62 160V159H60ZM59 160V161H60ZM128 160V159H127ZM32 161V162H33ZM209 161V160H207ZM218 161V160H217ZM31 162V163H32ZM53 162V161H52ZM50 162V163H52ZM89 162V163H88ZM212 162V160H211ZM231 162V163H229ZM246 162V161H245ZM244 162V163H245ZM249 162V163H250ZM255 162V161H254ZM39 163V160L38 162ZM45 163V162H43ZM62 163V162H61ZM127 163V162H125ZM227 163H229L227 165ZM257 163V161H256ZM48 164V163H47ZM128 165L130 164L127 163ZM212 167H216L213 166V162L211 163ZM218 164V166H219ZM40 166V164H38ZM44 164H42L43 166ZM56 165V164H55ZM123 166V163L121 164ZM250 165H252L250 163ZM258 165V164H257ZM28 166V165H27ZM40 166V167H42ZM65 166V165H64ZM206 166V165H204ZM254 166V165H253ZM259 166H262L261 164ZM32 167V166H30ZM45 167V165L43 166ZM50 167V166H47ZM52 167V166H51ZM116 167V165L114 166H110L109 168V172L114 169ZM120 167V166H119ZM118 167V168H119ZM182 167V168H181ZM38 168V167H37ZM122 168V167H120ZM247 168V167H246ZM253 167L251 166V169ZM256 168V166H255ZM41 169L43 170V168L38 169L39 172H42ZM104 169V168H102ZM47 170V168H46ZM44 168V171H46ZM52 170H55L52 168ZM51 170V171H52ZM60 170V169H59ZM257 170V168H256ZM50 171V170H49ZM48 171V172H49ZM66 170L64 172H67ZM113 171V170H112ZM115 171V169H114ZM164 171H166V173H164ZM32 172L33 169H32ZM30 171V173H32ZM53 172V171H52ZM64 172L62 174H64ZM96 172V171H95ZM106 173V174H109ZM260 172V171H259ZM258 172V175L260 176ZM57 173V171H56ZM112 173V172H111ZM118 173V172H117ZM133 173L136 172H131L129 173V177L132 176ZM33 174V173H32ZM31 174V175H32ZM35 174V173H34ZM33 174V175H34ZM66 174V173H65ZM42 175V174H40ZM59 175V174H58ZM57 175V176H58ZM103 175V174H102ZM112 175V174H110ZM125 175V174H124ZM127 176V175H126ZM152 176H156V178L153 179L152 181ZM257 176V175H256ZM147 177V176H146ZM198 177H200V181L199 182H194L192 184H190V180H195ZM261 177V176H260ZM259 177V178H260ZM33 179V177H32ZM255 179V176H254ZM257 179V178H256ZM31 180V179H30ZM54 180V182H60V181H56L57 178L55 176V174H49L47 175L46 172L43 176L41 177H36L33 180L34 182H44L45 184L50 185L51 181ZM76 180V181H77ZM72 181V180H71ZM93 181V180H92ZM152 181V182H151ZM99 182V181H98ZM125 182V181H124ZM126 182H128L126 180ZM25 183V182H24ZM28 183V182H27ZM62 183V181H61ZM61 183L59 184L61 186ZM113 183V182H112ZM64 184H66V181L62 183V186H64ZM43 185V184H41ZM119 185V184H118ZM36 186V185H35ZM55 186V185H54ZM22 187V186H21ZM49 187V186H48ZM58 187V186H56ZM52 188V187H51ZM107 188V186H106ZM261 188V189H260ZM18 189V188H17ZM37 187H34V192L37 191ZM61 189V188H59ZM66 189V187H65ZM71 189V188H70ZM105 189V190H104ZM119 190V192H117L116 190ZM248 191L251 193V195L253 197H250V200L252 199V204H250V200L248 201V203L250 205H246L245 203H247V201L242 200L240 202V204H235L237 201H234V196L236 195L237 197L240 195L239 193H242L243 191ZM252 189V190H250ZM28 188L27 186L23 187V193L26 194ZM55 190V189H54ZM51 192L53 190H50ZM57 188H56V192H57ZM71 192V191H69ZM90 192V191H89ZM88 192V193H89ZM73 193V192H72ZM69 194V193H68ZM67 194V195H68ZM239 194V195H237ZM245 194V193H244ZM90 195V194H89ZM58 196V195H57ZM98 196V197H97ZM245 196V195H244ZM248 196V195H247ZM246 196V197H247ZM26 197V196H25ZM88 197V196H87ZM91 197V196H90ZM100 197H102V199H100ZM103 197H104V201H103ZM243 197V196H242ZM245 197V198H246ZM96 198V199H95ZM53 199V198H52ZM100 199V200H97ZM244 199V198H243ZM248 199V198H247ZM56 200V199H55ZM86 200V199H85ZM108 200L111 202H108ZM6 202H9L10 204H6ZM66 201V200H65ZM19 202V201H18ZM50 202V201H49ZM57 202V201H56ZM85 202V201H84ZM239 202V201H238ZM58 203V202H57ZM220 203H221V207H220ZM36 205V204H35ZM116 205L117 208H116ZM51 207V205H49ZM54 206V204H52V207ZM82 206V205H81ZM161 206V211H157V207ZM69 207V206H68ZM67 207V208H68ZM84 207V206H83ZM251 207V208H250ZM39 208V207H38ZM37 208V209H38ZM248 208H250L248 210ZM36 209V210H37ZM160 209V208H159ZM42 210V209H41ZM57 210V209H56ZM64 210V209H63ZM62 210V211H63ZM25 211V212H26ZM38 211V210H37ZM54 211V210H53ZM61 211V212H62ZM250 211V212H248ZM23 212V217H21L20 213ZM55 212V211H54ZM56 213V212H55ZM64 213V212H63ZM246 213V214H245ZM30 214V213H29ZM34 214V213H33ZM44 214V213H42ZM51 215L53 213H50ZM49 214V215H50ZM120 214V215H121ZM229 214V215H231ZM254 214V215H255ZM10 215V231L8 230V227L6 224L7 223V216ZM253 215V214H251ZM262 215V214H261ZM46 216V215H45ZM44 216V217H45ZM118 216V214H117ZM226 216V215H225ZM234 217H236V215H233ZM40 217V216H39ZM48 217V216H47ZM121 217V216H119ZM25 218V219H24ZM53 218V217H51ZM58 218H60L58 216ZM62 218V217H61ZM60 218V221H61ZM122 218V217H121ZM231 218V217H230ZM242 218V217H241ZM38 219V218H37ZM34 220L33 222L37 221ZM118 219V218H117ZM120 219V218H119ZM227 219V217H226ZM39 220V219H38ZM112 220V219H111ZM222 220V221H223ZM229 220V218H228ZM231 220V219H230ZM229 220V221H230ZM236 220V219H235ZM244 221V217L242 219ZM247 220V219H246ZM51 221V220H50ZM125 222H130L131 219H124ZM225 221V220H224ZM223 221V222H224ZM232 221L234 222V220H231L230 223H232ZM238 221V220H237ZM236 221V223H238ZM240 221V220H239ZM241 221V222H243ZM14 222H16L14 228L11 226ZM46 222V221H45ZM175 222H185V223H191V231L188 235L186 236H179V237H170L168 229L169 227L175 223ZM226 222V221H225ZM228 222V221H227ZM245 222V221H244ZM44 223V222H43ZM114 223V222H113ZM235 223V222H234ZM260 223V222H259ZM26 224V225H25ZM45 224V223H44ZM226 224V223H225ZM229 224V223H228ZM220 225V224H219ZM224 225V224H223ZM234 225V224H233ZM238 225V224H236ZM235 225V227H236ZM242 225V224H241ZM240 225V226H241ZM116 226V225H115ZM227 226V225H226ZM232 226V224H231ZM250 226V225H249ZM249 226L248 227L249 229ZM43 227V226H42ZM77 227V226H76ZM229 227V231H230V225H228ZM227 227V229H228ZM260 227V226H259ZM18 228H20L18 230ZM29 228V229H28ZM48 228V226H47ZM117 228V227H116ZM245 226H243V230H244ZM46 229V228H45ZM56 229V228H55ZM54 229V230H55ZM61 229V228H60ZM59 229V230H60ZM121 229V228H120ZM217 229V228H216ZM221 229V228H220ZM224 229H226L224 227ZM223 229V230H224ZM239 225H238V229L236 228V230L239 231ZM242 229V227H241ZM240 229V231H241ZM31 230V229H30ZM52 230V228H51ZM57 230V229H56ZM118 230V229H117ZM182 230V228L180 229ZM236 231L235 229H231V233H233L234 231ZM38 231V230H37ZM40 231V228H39ZM43 231V230H42ZM49 231V229H48ZM74 231V230H73ZM183 231V230H182ZM14 232V233H15ZM31 232V231H30ZM57 232V231H54ZM61 232V231H60ZM69 232V231H68ZM143 232V233H148L151 234L153 237V242L152 240L149 241V238L145 237L144 238H140V239H136V236L138 233ZM214 232V231H213ZM211 232L210 234H208L209 239H213V241L217 239H220L219 237L217 238V236H215L216 234H218V231H215V233ZM217 232V233H216ZM237 232V231H236ZM244 232V231H243ZM247 230L245 229L246 233ZM39 233V232H38ZM42 233V232H41ZM50 234V232H48ZM72 233V232H71ZM230 233V234H231ZM238 233V232H237ZM236 233V234H237ZM241 233V232H240ZM8 234V233H7ZM12 234V233H11ZM46 234V233H45ZM53 234V233H52ZM61 234H63L64 236L61 238ZM107 234V235H108ZM235 234V232H234ZM232 234V235H234ZM9 235V234H8ZM36 235V234H35ZM51 235V234H50ZM72 235V234H70ZM119 235V234H118ZM139 235V234H138ZM220 235V234H219ZM238 235V234H237ZM243 235V233H242ZM15 236V235H14ZM48 236V234H47ZM54 236V234H53ZM94 236L96 238H94ZM112 236V235H110ZM241 236V235H240ZM244 236V235H243ZM249 236V235H248ZM8 237V236H7ZM116 237V235H115ZM221 237V235H220ZM258 237V236H257ZM9 238H11L9 236ZM14 238V237H13ZM31 238V237H30ZM50 238H52V236H50ZM50 238L48 240H50ZM55 238V237H54ZM65 238V239H66ZM12 239V238H11ZM16 239V238H15ZM13 239V240H15ZM16 239V241H17ZM64 239V240H65ZM91 239V238H90ZM233 239V238H232ZM39 240V239H38ZM58 240V239H57ZM81 240V239H80ZM149 241L148 243H146V241ZM238 240V239H237ZM250 240V239H249ZM17 242H13V243H18ZM35 241V240H34ZM34 241L33 244H34ZM44 241H46L44 239ZM79 241V240H78ZM241 241V240H240ZM260 241V240H259ZM31 242V243H32ZM40 242V241H39ZM37 243V242H36ZM35 243V244H36ZM41 243V242H40ZM28 244V243H27ZM120 244V245H118ZM257 244V243H256ZM262 244V243H260ZM259 244V245H260ZM67 244H65L66 246ZM192 245H194L195 247H191ZM234 245V247H233ZM235 245H237L235 247ZM41 246V247H42ZM254 246H258L255 245ZM10 247V248H9ZM29 246H26V248H28ZM32 247V246H31ZM39 245V248H41ZM253 247V246H252ZM21 248V247H20ZM38 251L39 252V249ZM55 248V247H54ZM262 247L260 246V249ZM17 249V248H16ZM16 249H14V246H10L7 245V243H1L0 245V264H12L11 263V259H10V255L9 253H11L12 251H17ZM25 249V248H24ZM126 249V248H124ZM250 249V250H249ZM248 250V252H247ZM263 250V249H262ZM22 251V250H21ZM110 251V252H109ZM244 251V252H243ZM12 252V253H13ZM42 255L46 254L44 252ZM125 252H129V250H122V253ZM134 252V251H133ZM243 252V253H242ZM17 255V252H15ZM14 253V255H15ZM55 253V255L53 254ZM116 253V252H115ZM156 253V254H154ZM261 253H264V251L262 252L261 250L257 253V250H253V253H251V255H256L254 257H249L252 259L255 258L253 264H264V260L261 261L260 258L261 257ZM134 254V253H133ZM12 255V254H11ZM121 255V254H120ZM138 255V254H137ZM8 256H9V260H8ZM13 256V255H12ZM11 256V257H12ZM26 256V255H25ZM45 256V255H44ZM98 256V257H97ZM141 256V255H140ZM150 256V255H149ZM149 256H141L139 260H142L144 262L150 261L151 258ZM17 257V256H15ZM30 257V256H29ZM91 258L89 261H85L87 258ZM97 257V258H96ZM206 257H213L214 259H206ZM248 257V258H249ZM48 258V257H47ZM45 257V259H47ZM118 258V257H117ZM130 258V257H129ZM124 259L122 258V263L123 264H130V259ZM156 258V257H155ZM14 259V258H13ZM16 259V258H15ZM39 259L41 261L40 264H45V262L43 261L44 258H42V256H39ZM44 259V260H45ZM48 259V260H49ZM119 259V258H118ZM157 259V258H156ZM160 259V258H159ZM260 259V260H259ZM264 259V258H263ZM134 260V259H133ZM136 260V258H135ZM8 261V262H7ZM166 261V260H164ZM251 261V260H250ZM47 262V261H46ZM50 262V261H48ZM86 262V263H85ZM112 262V261H111ZM110 262V263H111ZM115 262V261H114ZM163 262V261H162ZM136 263V262H135ZM155 263V262H154ZM153 263V264H154ZM114 264V263H113ZM152 264V263H151ZM251 264V263H250Z\"/></svg>","mask_w":264,"mask_h":264}]
</instances>
